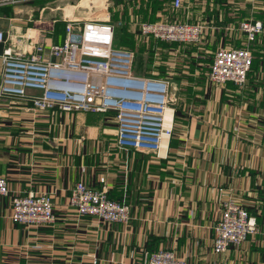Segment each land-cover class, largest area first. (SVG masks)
<instances>
[{
    "label": "crops",
    "instance_id": "0c3cea01",
    "mask_svg": "<svg viewBox=\"0 0 264 264\" xmlns=\"http://www.w3.org/2000/svg\"><path fill=\"white\" fill-rule=\"evenodd\" d=\"M58 1L0 5V32L17 35L21 45L26 31L45 33L49 59L48 47L64 43L68 21L97 20L100 9L115 27L114 46L135 52V74L170 81L175 102L167 128L174 132L159 156L122 151L113 112H38L31 99L41 91L0 96V172L10 186L0 197V264H132L135 254L164 249L189 264H264V34L250 45L254 64L244 88L208 79L218 49L246 45L240 23H264V0H187L178 10L173 0H105L88 13ZM158 20L205 25L202 46L148 39L137 29ZM3 50L0 43V84ZM79 181L106 186L110 200L129 203L130 224L77 217L69 201ZM30 192L52 195L54 225L11 220L12 199ZM230 197L258 217L260 232L214 254L213 228Z\"/></svg>",
    "mask_w": 264,
    "mask_h": 264
},
{
    "label": "built area",
    "instance_id": "2783aa9c",
    "mask_svg": "<svg viewBox=\"0 0 264 264\" xmlns=\"http://www.w3.org/2000/svg\"><path fill=\"white\" fill-rule=\"evenodd\" d=\"M10 1L4 0L0 5ZM185 3L188 1L173 0V9H181ZM83 23L68 21L67 37L63 44L49 45V59L45 57L48 46L45 33L26 31V41L21 45L17 35L5 36L0 32V43L4 44L0 96L23 99L28 91H41L40 97L31 99L38 112H113L117 122V149L159 156L164 139H170L174 132L166 126L167 111L175 102L170 81L135 74L136 54L131 49L114 46L116 30L108 14L97 20L85 19ZM239 27L246 34V45L218 49L208 79L219 85L231 82L242 89L254 64L250 45L264 34V23L243 20ZM137 29L148 39L190 46H202L207 32L201 23L162 20L142 22ZM74 51H78L77 57ZM9 192L10 186L0 172V197ZM108 192L106 186L93 189L79 181L69 201L71 208L77 217L97 218L105 225L128 226L132 220L130 204L110 200ZM12 203L10 217L14 223L34 228L56 223L52 195L30 192L15 196ZM222 205L213 228L214 254H225L230 247L241 246L260 232L258 217L244 205L232 197ZM259 213L264 215V202ZM131 262L189 264L176 252L166 249L142 257L135 254Z\"/></svg>",
    "mask_w": 264,
    "mask_h": 264
},
{
    "label": "rangeland",
    "instance_id": "374dc122",
    "mask_svg": "<svg viewBox=\"0 0 264 264\" xmlns=\"http://www.w3.org/2000/svg\"><path fill=\"white\" fill-rule=\"evenodd\" d=\"M4 0H0V2H2ZM105 0H60L58 1V3H56L57 5H59L58 7H66V6H70L73 5L79 7L78 9H76L77 11L80 12H89V10L92 8V6L96 5V6H101L104 4ZM97 11L99 12L98 14L100 16H102V11H100V9H97ZM92 16V15H89ZM79 17V16H78ZM82 17V16H80Z\"/></svg>",
    "mask_w": 264,
    "mask_h": 264
},
{
    "label": "trees",
    "instance_id": "16d2710c",
    "mask_svg": "<svg viewBox=\"0 0 264 264\" xmlns=\"http://www.w3.org/2000/svg\"><path fill=\"white\" fill-rule=\"evenodd\" d=\"M117 1H118V0H117ZM119 1H123V0H119ZM65 28H66V26H65ZM122 39H123V38H122ZM131 41H132V40H129V41H126V40H125V41H122V43H125V45H130V46H131V45H132V44H131ZM126 47H127V46H126Z\"/></svg>",
    "mask_w": 264,
    "mask_h": 264
},
{
    "label": "bare ground",
    "instance_id": "6f19581e",
    "mask_svg": "<svg viewBox=\"0 0 264 264\" xmlns=\"http://www.w3.org/2000/svg\"><path fill=\"white\" fill-rule=\"evenodd\" d=\"M166 126H167V122H166Z\"/></svg>",
    "mask_w": 264,
    "mask_h": 264
}]
</instances>
